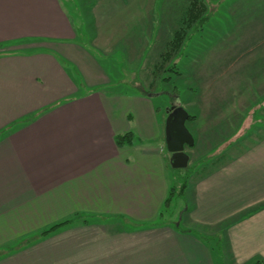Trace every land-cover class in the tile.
Masks as SVG:
<instances>
[{
    "label": "crops",
    "instance_id": "0c3cea01",
    "mask_svg": "<svg viewBox=\"0 0 264 264\" xmlns=\"http://www.w3.org/2000/svg\"><path fill=\"white\" fill-rule=\"evenodd\" d=\"M77 1L0 0V50L30 51L0 55V264L264 258V0L228 7L234 36L220 44L214 67L196 75L205 95L196 114L187 110L189 174L173 171L156 93L111 88L100 61L76 41L85 26L83 13L78 21L70 12L79 13ZM117 1L83 9L98 27L128 5ZM129 131L134 142L118 145ZM179 175L184 197L166 215Z\"/></svg>",
    "mask_w": 264,
    "mask_h": 264
},
{
    "label": "rangeland",
    "instance_id": "374dc122",
    "mask_svg": "<svg viewBox=\"0 0 264 264\" xmlns=\"http://www.w3.org/2000/svg\"><path fill=\"white\" fill-rule=\"evenodd\" d=\"M207 1L208 19L200 30L191 34L182 50L169 60H164V56L162 57L160 54L178 27L177 20L186 8L187 0H128V5L124 7L123 12L116 16H106L105 23L99 22L98 27L90 22V18L83 8L86 7V4L87 6L92 4V9L100 8L105 2L116 8L117 0H94L90 3L78 0L77 6L79 7L76 8L80 10L79 13H74L75 8H71L70 12L74 16L73 18L78 21L85 19V26L78 32L76 41L83 46L84 51L89 50L100 61L112 79L110 87L115 88L116 91L119 88L122 93H135L138 90L156 93L153 96L156 111L163 126H166L167 109L172 99L184 106L190 113L196 114L194 104H197L198 98H203L205 95L201 86L202 81L198 80L196 75L200 70H210L214 67L213 63L216 61L213 58L223 49L220 44L228 43L230 37L234 36L232 34L235 22L234 18L232 22V18L229 16L228 7L238 0ZM87 10L89 9L87 8ZM82 13L83 17L80 16L78 19L77 15ZM98 19L101 18L98 17ZM107 36L110 39L108 48L102 47L100 40L106 39ZM97 41L98 47L94 45ZM15 49H2L0 55L28 54L30 52L29 48ZM45 50L49 56H52L51 48ZM61 62L68 70L77 71L76 67L65 59L62 58ZM206 83L210 84L208 80L204 81V85ZM223 84L221 82V85ZM262 100L264 101V98ZM136 103L127 102L125 105ZM129 119L131 120V118ZM131 124L133 125V123ZM237 130L238 128L235 127V132ZM232 132H234V128H228L225 133H221L222 138H226L223 139L226 143H221L222 148L227 149L228 140H231L229 136L232 135ZM187 150H191L195 155L193 146L187 147ZM190 168L191 166L185 168L184 173L188 172L189 174L195 171V167L194 170L189 171ZM173 171H175L174 168ZM185 180L186 177L184 179L179 175L178 183H176L177 181L174 183L178 189L174 193L173 201L168 207L166 215L171 211L174 214L176 211L174 203L183 199V190L180 187ZM188 189L190 190V186ZM188 193L186 192V195ZM184 224L182 222L181 226L184 227Z\"/></svg>",
    "mask_w": 264,
    "mask_h": 264
},
{
    "label": "trees",
    "instance_id": "16d2710c",
    "mask_svg": "<svg viewBox=\"0 0 264 264\" xmlns=\"http://www.w3.org/2000/svg\"><path fill=\"white\" fill-rule=\"evenodd\" d=\"M187 5L184 11L179 16L177 22L178 27L174 30L173 36L168 40L165 49L160 54L164 56V60L173 58L185 45V42L194 31L200 30L204 22L208 19V1L207 0H187ZM163 63V62H162ZM264 98V97H263ZM263 102V100L261 99ZM193 118V116H190ZM116 143L118 145L132 144L135 140V134L132 131L116 136ZM176 168L175 170H181ZM185 179V178H184ZM186 181L181 185L180 189L184 190ZM178 189L175 185L171 189L170 195L166 201L169 205L173 200L174 193ZM254 264H264V258L258 259Z\"/></svg>",
    "mask_w": 264,
    "mask_h": 264
},
{
    "label": "water",
    "instance_id": "95a60500",
    "mask_svg": "<svg viewBox=\"0 0 264 264\" xmlns=\"http://www.w3.org/2000/svg\"><path fill=\"white\" fill-rule=\"evenodd\" d=\"M149 95H152L149 94ZM166 122V145L171 155V165L173 168H186L189 164L190 156L186 152V146H193L194 137L188 129L186 122L190 115L180 103H170Z\"/></svg>",
    "mask_w": 264,
    "mask_h": 264
},
{
    "label": "flooded vegetation",
    "instance_id": "af4514ba",
    "mask_svg": "<svg viewBox=\"0 0 264 264\" xmlns=\"http://www.w3.org/2000/svg\"><path fill=\"white\" fill-rule=\"evenodd\" d=\"M175 102H177V101H175V100L172 99V101H171L170 103H175ZM170 103H169V105H170ZM186 147H187V146H186ZM185 149H186V148H185Z\"/></svg>",
    "mask_w": 264,
    "mask_h": 264
}]
</instances>
